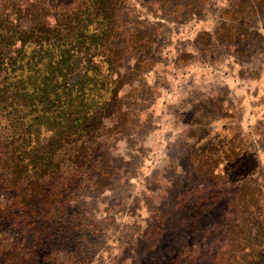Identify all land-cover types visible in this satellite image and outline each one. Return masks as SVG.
I'll list each match as a JSON object with an SVG mask.
<instances>
[{
    "label": "rangeland",
    "instance_id": "rangeland-1",
    "mask_svg": "<svg viewBox=\"0 0 264 264\" xmlns=\"http://www.w3.org/2000/svg\"><path fill=\"white\" fill-rule=\"evenodd\" d=\"M259 2L0 0L20 30L41 9L62 22L73 50L60 89L2 74L0 260L34 233L46 264H264ZM30 61L24 75L44 71ZM32 178L51 201L34 231L14 210Z\"/></svg>",
    "mask_w": 264,
    "mask_h": 264
},
{
    "label": "trees",
    "instance_id": "trees-1",
    "mask_svg": "<svg viewBox=\"0 0 264 264\" xmlns=\"http://www.w3.org/2000/svg\"><path fill=\"white\" fill-rule=\"evenodd\" d=\"M263 8V2L257 3L256 9H258V12H261V14ZM251 9L253 8L251 7ZM43 15V9L35 12V14L31 15L29 19L31 23L30 27L27 30H20L17 22L14 23L13 21H11L10 13L5 11V9L0 10V46L4 45L3 48H6L9 46L14 47L15 45L19 44L18 49L13 51L15 57H8L7 52L0 53V100L5 97L4 89L6 87V82H8L7 80H5V84L2 88V83L5 79L3 78L4 76H2V74L5 73H7V75L15 76L12 78L16 80L15 82H17L18 78L22 79V81H20L18 84L13 85L12 83V85L14 87L16 86L17 88L24 86V89H27L28 87L38 85L41 88L42 86H45L46 89H51L52 87H56V85H58L60 89L63 86L64 81L66 82V70H64V64L66 63V61H70V59L72 58L71 52H73V50L69 49L68 43L65 42V38L59 31V28H62L64 26H62V22L59 26L50 28L43 22ZM63 22L80 24L82 21L80 19V14H75L71 15L70 18H63ZM91 38L92 39H90L89 41L95 42L99 48L102 46L100 43L101 40L97 39V37L95 38V35H93V37ZM79 40L80 39L76 40L74 43L78 42ZM27 44L33 45L39 50H31L29 55L26 51H24V47ZM91 45L96 46L95 44ZM88 56L92 55L89 54ZM28 58L31 60V64H35V67H37L38 64H42L43 61L46 60L44 66H42L41 68L44 69V71L41 72L40 70H38L34 72L33 75H24L26 71L24 70L22 63L28 60ZM59 82L60 84H58ZM17 149L18 148L12 150V155L9 151L10 153H8V157H10L11 155L9 164H14L16 158L18 156H21L19 153H17ZM25 154L26 156H28V153ZM46 158L48 157H44V160L48 161V159ZM47 166L49 173L50 168L54 167V164L49 163V165ZM47 169H43L42 171L38 172L41 178L47 174ZM22 170L23 172H27L21 166L19 168V172ZM37 178H32L29 181L26 180V182H21L22 185H20V187L22 189H20L18 193V195L20 196V200L19 202H17V204H15L14 207V210H20L19 212H21L22 214V219L27 223L28 226H32L31 228L33 231L35 230L36 226L34 220L39 218L44 213L50 211V209L47 210V208L51 206V201H49L50 198L48 196L40 197L41 194L38 193L40 187L38 186L39 184L37 183ZM41 189L43 188L41 187ZM52 215L55 216L54 214ZM56 218L58 219L56 220ZM53 220L60 222L61 218L55 216L52 218V221ZM36 235L38 234L33 233L35 244H33L32 248L28 250L29 253L27 257L17 249H5V251H2L1 253L0 264H46V261L44 259L45 257L48 258L50 253L45 251L41 252ZM254 262L255 260H253L249 264H253Z\"/></svg>",
    "mask_w": 264,
    "mask_h": 264
}]
</instances>
